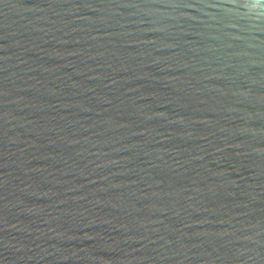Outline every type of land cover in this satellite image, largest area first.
I'll return each instance as SVG.
<instances>
[{"label":"water","instance_id":"1","mask_svg":"<svg viewBox=\"0 0 264 264\" xmlns=\"http://www.w3.org/2000/svg\"><path fill=\"white\" fill-rule=\"evenodd\" d=\"M0 264H264V0H0Z\"/></svg>","mask_w":264,"mask_h":264}]
</instances>
